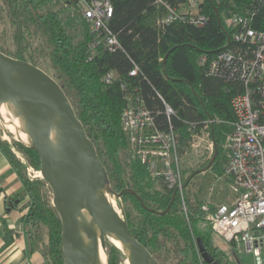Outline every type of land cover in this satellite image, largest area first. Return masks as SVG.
Segmentation results:
<instances>
[{"label":"trees","instance_id":"trees-1","mask_svg":"<svg viewBox=\"0 0 264 264\" xmlns=\"http://www.w3.org/2000/svg\"><path fill=\"white\" fill-rule=\"evenodd\" d=\"M187 1L112 0L114 15L109 27L121 46L111 52L104 46L90 47L95 36L78 10V0H0V50L42 68L41 62L50 63L96 146L113 192L121 194L118 203L132 234L159 264H206L200 242L219 264H243L221 250L216 234L206 224L203 206L213 210L215 205L201 190L185 191L186 215L179 192L150 177L148 165L137 156L138 146L122 124L124 110L141 104L152 113L157 130L174 132L180 157L195 134L207 127L215 159L190 178L204 171L231 181L226 174V139L234 129L232 100L246 87L240 80L210 75L200 59L207 56L212 61L222 51L239 48L225 24L232 14L248 18L254 29L264 31V4L200 0L197 11L190 14ZM198 16L204 18L202 25L191 21ZM7 28L13 49L1 41L2 29L5 34ZM135 68L138 73L132 76ZM110 74L112 81L107 82ZM167 106L173 110L171 116ZM13 146L30 166L41 170L34 149L19 141ZM0 150L23 184V190L8 199L7 205L13 209L23 203L30 253L40 254L44 264H64L62 223L49 196L50 187L41 178L28 177L7 141L0 140ZM159 183L164 186L160 188ZM184 184L187 187L188 180ZM107 246L108 264L126 261L115 245L109 242Z\"/></svg>","mask_w":264,"mask_h":264},{"label":"built area","instance_id":"built-area-1","mask_svg":"<svg viewBox=\"0 0 264 264\" xmlns=\"http://www.w3.org/2000/svg\"><path fill=\"white\" fill-rule=\"evenodd\" d=\"M199 2L188 0L187 11L195 13ZM257 2L264 4V0ZM78 10L95 36L91 48L104 46L111 52L120 48L109 27L114 15L112 0H78ZM191 21L202 25L204 18L193 17ZM225 24L233 31V40L239 48L222 51L212 61L203 56L200 63L208 66L210 75L237 79L246 87L244 93L232 100L234 129L226 139L229 152L226 174L231 179L234 197L215 205L213 210L204 205L203 210L207 213L206 224L215 234L234 248L252 253L255 264H264V31L254 29L251 21L239 14L228 16ZM137 73L135 68L131 75ZM112 77L108 75L106 81L111 82ZM171 114L173 110L167 106V115ZM122 124L138 146L137 156L148 165L150 177L179 192L187 215L186 185L174 132L157 130L152 113L141 104H131L124 110Z\"/></svg>","mask_w":264,"mask_h":264},{"label":"water","instance_id":"water-1","mask_svg":"<svg viewBox=\"0 0 264 264\" xmlns=\"http://www.w3.org/2000/svg\"><path fill=\"white\" fill-rule=\"evenodd\" d=\"M8 101L17 103L30 139V145L24 144L38 153L41 178L52 191L62 223L64 264H89L91 249L83 238L88 217L118 236L125 249L115 246L129 264H159L106 197L104 190L117 201L121 194L113 192L96 146L62 86L42 68L0 50V103ZM92 234L96 238L97 231ZM199 247L206 264H219L201 242Z\"/></svg>","mask_w":264,"mask_h":264},{"label":"rangeland","instance_id":"rangeland-1","mask_svg":"<svg viewBox=\"0 0 264 264\" xmlns=\"http://www.w3.org/2000/svg\"><path fill=\"white\" fill-rule=\"evenodd\" d=\"M6 30L7 31L4 34L3 29H2L1 41L3 42L5 46L8 47V49L9 48L13 49L10 31L8 28ZM41 63L44 64L45 69L42 67L40 68H42L43 70H45L47 73H49L51 76L54 77V70L50 67L49 65L50 63L48 61H43ZM0 140L7 141L10 144V146L12 147V151L16 154V156L20 159V161L26 167V172L30 179L41 178V177H38V173H40V171L30 166L25 156L16 147L13 146L14 141H19V142H22V141L18 140L16 136L9 129H7V127L2 123L1 120H0ZM212 142L213 140L211 138V133L208 131V129L204 128V130L201 131L199 134L197 135L195 134V136L192 138L190 142V146L188 150L181 156L182 172L184 173L183 178L185 180H188V186L186 187L187 188L186 191H192L196 193L201 190V192L203 193V195L205 196L208 202L214 205H218L220 203L228 202L229 200L233 199L234 195L230 187L231 181L227 182L226 180L222 178H216L210 172H204V171L199 172L196 174V176L190 178V176L193 174L194 171L202 169L203 165H205L208 160L213 158L215 148L214 146L211 147ZM163 186H164L163 184L159 183L160 188ZM49 196L53 201L52 192L49 194ZM113 200L115 202L116 208L118 210H121L120 212H122V209L120 208L118 201L115 200L114 198ZM215 242L221 248V250H223L224 253L232 260L238 259L243 264H255V257L252 253L246 252L241 247L234 248L222 236H219L216 234ZM108 243L109 242L106 241V252L108 249V246H107ZM107 255H108V252H107ZM107 258L109 260L108 256ZM126 261L123 264H127Z\"/></svg>","mask_w":264,"mask_h":264},{"label":"crops","instance_id":"crops-1","mask_svg":"<svg viewBox=\"0 0 264 264\" xmlns=\"http://www.w3.org/2000/svg\"><path fill=\"white\" fill-rule=\"evenodd\" d=\"M23 190V184L5 154L0 150V264H44L38 253H30L25 236L23 203L16 208L8 199ZM13 239L12 243H8Z\"/></svg>","mask_w":264,"mask_h":264},{"label":"bare ground","instance_id":"bare-ground-1","mask_svg":"<svg viewBox=\"0 0 264 264\" xmlns=\"http://www.w3.org/2000/svg\"><path fill=\"white\" fill-rule=\"evenodd\" d=\"M0 120L18 140L26 145H30V139L24 130L16 102L8 101L0 103ZM38 177H41V173H38ZM104 192L110 203L116 208L112 195L106 190ZM92 230L97 231L96 238L93 236ZM83 238L86 245L91 249L89 252V264H108L107 254L102 245L104 239H108V242H111L122 250L125 249L116 234L107 230H101L90 217L85 222ZM126 263L129 264L128 261Z\"/></svg>","mask_w":264,"mask_h":264}]
</instances>
